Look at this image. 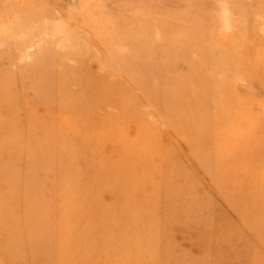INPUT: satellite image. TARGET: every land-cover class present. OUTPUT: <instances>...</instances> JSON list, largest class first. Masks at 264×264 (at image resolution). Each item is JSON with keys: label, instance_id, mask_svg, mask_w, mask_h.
Listing matches in <instances>:
<instances>
[{"label": "rangeland", "instance_id": "374dc122", "mask_svg": "<svg viewBox=\"0 0 264 264\" xmlns=\"http://www.w3.org/2000/svg\"><path fill=\"white\" fill-rule=\"evenodd\" d=\"M62 57L79 58L103 76L104 139L126 140L122 150L135 155L133 162L171 161L143 165L163 176L149 187L199 195L185 202L156 195L135 212L128 202H104L126 204L131 227L139 228L110 241L133 238L128 253L145 264H234L237 257L226 254L231 246L245 253L241 264H263L264 0H0V264H89L92 246L106 238L71 249L64 243L80 231L123 223L81 222L83 201L96 194L78 192L74 177L59 182L57 162L68 148L90 142L104 152L109 145L96 142L94 128L75 137L78 124H69L65 109L78 96L55 102L57 75L45 70ZM118 153L82 161V168L91 166L97 178V168ZM159 206L144 240L145 220ZM198 230L199 240L188 232Z\"/></svg>", "mask_w": 264, "mask_h": 264}, {"label": "bare ground", "instance_id": "6f19581e", "mask_svg": "<svg viewBox=\"0 0 264 264\" xmlns=\"http://www.w3.org/2000/svg\"><path fill=\"white\" fill-rule=\"evenodd\" d=\"M74 59L75 63H70L65 58L62 60L53 58L50 62L55 61V65L53 64L55 67H53L51 63L46 67L45 72H48V76L52 74L57 75V82L54 87L60 90L57 95L53 93L55 96V102L60 104V102L64 101L68 95H72L74 98L78 96L79 101L73 100L74 104H68L65 109L70 113L69 117L67 116L69 124H78V130L77 133L75 132V137L86 138L87 136L92 135V133H87L88 129L94 128L98 135H100V138H97L96 142H105L109 145L104 152L98 150L97 148L95 149V144L93 143L92 145L90 142H84L83 146L80 148H68V152H63V156L61 154L57 162L59 182L61 183L62 181L74 177L76 182L79 184V186L76 187L78 192L81 194L87 193L88 195L89 192L96 194L93 197H87L86 200L83 201L85 208L77 215L81 222L87 221L94 223L96 220H99L100 217H105L109 219L117 218L121 220V222L123 221V223L120 222L121 224L117 225H99L94 227L88 233L80 231L78 232V237L74 240L68 241L67 244L64 243V247L70 249L75 248L79 245L80 241L87 238L92 239V244L100 237L106 238L107 241H102L92 246L94 248V254L90 259L89 264L97 263V260L104 261L103 264H145L148 262L146 259H143L142 257L140 259H136L128 253L136 246L133 244L135 243L133 238L125 237L120 241H110L113 237L120 234H134L138 232L139 228L135 226L131 227V222L134 218L130 215L131 212H125L127 205L122 204L118 209L116 207H108V205L104 202H107L108 200H112L113 202H128V204L130 203L129 207L133 210L132 212H135L149 208V202H152L156 195L159 197H168V202H185L187 201V198L196 199L199 195L192 192L190 195L187 194L186 196V193L184 192H177L176 188H167L166 192H164L165 195L160 194L156 187L153 188L152 185L150 188L148 183L150 182L155 185L157 184L158 179L159 182H161V178L163 177L161 172H143V165L149 164V166H151L157 164L159 166H168L171 162L170 160L156 161L152 157H147V160L143 163L140 161L133 162L132 160L135 155L132 153H126L122 150V145L126 143V140L123 139L121 143L115 144L113 142L110 143L112 138L105 137L104 139V137H102L105 129L103 125L105 123L101 124L100 122L106 119V114L105 112L99 113V111L105 110V105L107 104L104 99V94H102L106 89V83L103 81V76L101 74L92 72V70L83 67L80 63L82 62L81 59ZM59 77L68 78L67 81L61 82ZM4 82L5 80H3V78L0 79V84L3 85ZM71 85H76L74 91L70 90L69 87ZM4 88L6 87L4 86ZM47 92H51V90H48ZM93 109H96L97 111L95 110L93 112ZM113 125L114 124H106V132L108 131V133H110V131H113ZM60 142L63 144L66 142L71 143V139H60ZM117 151L119 153L116 161L113 159V161H111L106 167L97 168V178L94 177V170L91 166L90 169L82 168V161H86L87 159L89 162H92L94 159L102 161L104 158L108 159L110 156L116 154ZM63 158H74L76 159V162L65 163V161L63 162ZM54 168H56L55 163L52 165V169ZM106 168H108V171L104 170ZM112 168L122 170V172L119 173V175H114L110 171ZM91 176L93 177L91 178ZM184 176H188L186 179L188 183L191 178H189L188 174H184L183 177ZM155 212L156 213L153 217L145 220L146 225L144 226V229H142L145 231L144 233H141L144 240L149 239L145 237V232H149L157 225V220L162 213L160 206ZM187 213L190 217H195V211L192 213L187 211ZM188 232L194 239H200L201 232L199 230L198 233L193 231ZM151 246L156 248L158 246V242L153 241ZM235 249L232 246L229 247L226 254H229V256H236L237 260H233L234 264H241L245 253H242L243 250L237 248L236 246ZM225 251L226 248L223 247V249L219 250L217 253L221 254L225 253ZM222 255L217 256L221 257ZM179 256V252L173 254L174 259H178ZM111 257H113L115 261L107 262V260H110ZM121 259H124L125 263L121 262ZM150 262L155 263L156 260H152ZM177 263L187 264V262L183 260L180 261V259L177 260Z\"/></svg>", "mask_w": 264, "mask_h": 264}]
</instances>
